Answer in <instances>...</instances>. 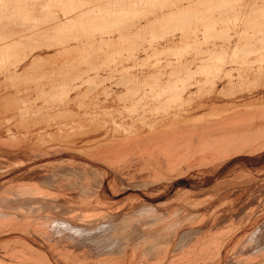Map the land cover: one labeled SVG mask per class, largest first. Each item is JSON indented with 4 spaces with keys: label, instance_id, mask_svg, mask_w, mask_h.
<instances>
[{
    "label": "rangeland",
    "instance_id": "374dc122",
    "mask_svg": "<svg viewBox=\"0 0 264 264\" xmlns=\"http://www.w3.org/2000/svg\"><path fill=\"white\" fill-rule=\"evenodd\" d=\"M261 112L264 0H0V264H264V127L155 148Z\"/></svg>",
    "mask_w": 264,
    "mask_h": 264
},
{
    "label": "bare ground",
    "instance_id": "6f19581e",
    "mask_svg": "<svg viewBox=\"0 0 264 264\" xmlns=\"http://www.w3.org/2000/svg\"><path fill=\"white\" fill-rule=\"evenodd\" d=\"M224 16H225V14H224ZM262 111H263V109H262ZM213 112H216V110H211L210 111V113H213ZM256 113H257V111H256ZM263 113L261 115H259V117H254L253 116V117H247V118L243 119V118H241L243 116V112H242L241 113L242 116L240 118H236V117L235 118L234 117L230 118V117H228L226 122L225 121H221V120H220L221 122H219V121L217 122V120L216 121H212L213 119L212 120H206L202 116L189 118V119L183 120L181 122L178 121V122L173 124L175 126V128L171 127V128H168V129H165V130H162L160 132H156L155 133V137H157L156 140H155V148L158 149V150L166 152L165 153V155H166L167 153H169L171 151L173 152V150H175L181 144L185 145L187 143L186 145L189 146V144L193 140L192 137L193 136H198L196 141H195V142H197V145H198V148L196 149V151L202 152L203 154H204V152L211 151V153L215 154L216 152H219V151H222L223 149L229 148L230 145L236 144V142H238V140L242 139L243 136L246 137V136L260 134L259 130L264 127V114ZM227 116H228V114H227ZM239 116L240 115H238L237 117H239ZM244 116H245V113H244ZM174 119H175V116H174ZM225 119H226V117H225ZM225 119H223V120H225ZM168 123H170V122H168ZM165 126H167V125H165ZM157 127H158V125H157ZM186 130H187V133L185 132V134H184V131H186ZM189 134H192L193 136L191 138H189L190 137ZM231 139L233 140V142L231 141ZM234 139H236V142H234ZM152 143L154 144V141ZM149 144H150V142H149ZM136 145H138V144H136ZM151 145L152 144H150V146ZM147 149H149V148H147ZM182 150H180V151L182 152ZM152 151H153V149H152ZM192 152L193 151H191V153ZM209 155H210V153H209ZM214 157H216V156H214ZM163 158H164V156L162 157V159ZM177 159H178V157H177ZM170 160H171V158H170ZM165 164H166V161H165ZM170 167H171V165H170ZM258 240L256 239V241L259 243V245L260 244L261 245L264 244V237L263 238L262 237L258 238ZM250 261L253 264H255L254 260L245 261V262H242V263H239V264H248Z\"/></svg>",
    "mask_w": 264,
    "mask_h": 264
}]
</instances>
